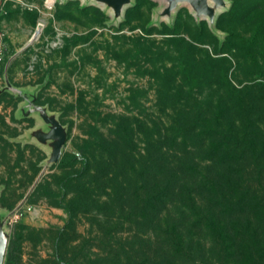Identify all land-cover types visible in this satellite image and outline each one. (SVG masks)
I'll return each instance as SVG.
<instances>
[{"label":"rangeland","instance_id":"1","mask_svg":"<svg viewBox=\"0 0 264 264\" xmlns=\"http://www.w3.org/2000/svg\"><path fill=\"white\" fill-rule=\"evenodd\" d=\"M179 5L166 18L165 1L132 0L115 19L92 0H0V91L8 81L22 93L0 94V214L20 209L6 229L14 264H155L156 253L173 264H264V0H226L213 25ZM188 55H208L216 78L192 105L213 108L230 93V216L214 220L224 239L206 221L184 224V252L167 254L156 232L170 208L153 195L170 109L185 102L163 98L161 83ZM33 97L66 129L62 156L82 152L87 170L46 165L49 148L30 138L43 124L21 113Z\"/></svg>","mask_w":264,"mask_h":264},{"label":"trees","instance_id":"2","mask_svg":"<svg viewBox=\"0 0 264 264\" xmlns=\"http://www.w3.org/2000/svg\"><path fill=\"white\" fill-rule=\"evenodd\" d=\"M133 39H136L137 45L145 46L156 55L168 54V51L163 52V48H159L155 41L142 37ZM187 54L189 52L185 50L182 56ZM190 56L188 55L187 59L185 57L184 62H179L181 73L177 72L167 77L168 81L161 83L164 89H167L163 93V98L185 102L178 108L170 109L175 118L172 120L173 125L166 147L168 151L164 165L165 180L162 188L159 191L156 189L153 195L155 208L163 201L170 208L169 225L161 234L156 232V247L167 254L172 251L177 254L184 252L181 250L184 244L182 227L184 224L185 230L188 228L200 230L201 223L206 221L207 227L214 234L221 231L218 234L224 239L222 235L226 231L225 228H216L214 220L220 216V221H223V216H230V129L223 128L230 126V93L227 91L226 99H219L218 105L213 108L204 104L192 105L193 102L204 100V90L212 91L211 86L216 78L208 71L211 61L208 55L200 61ZM204 64L206 67H201ZM161 66L164 68L165 65ZM227 87L230 90V85ZM184 88H187L185 92L182 91ZM178 89H181V92ZM206 100L211 102L210 98ZM92 136L94 145L101 149L105 141L101 137H95L96 135ZM78 163H81L85 171L89 166V158L81 152L78 155H64L59 161V165L64 167ZM153 167L158 169L159 165L153 164ZM158 175V171L153 172L154 179H157ZM202 203H206L205 209L202 208ZM191 219L198 225L189 223ZM163 255L166 254L156 253L154 263L173 264ZM4 264H14L10 244L7 247Z\"/></svg>","mask_w":264,"mask_h":264},{"label":"water","instance_id":"3","mask_svg":"<svg viewBox=\"0 0 264 264\" xmlns=\"http://www.w3.org/2000/svg\"><path fill=\"white\" fill-rule=\"evenodd\" d=\"M94 3L107 7L111 10L112 16L118 19L122 16L124 10L131 4L132 0H92ZM167 3L160 13V17H171L172 13L178 8L179 4H186L195 18L199 20H207L210 25H213L216 16L226 7L225 0H163ZM221 8L218 12L216 9ZM39 33L36 31L35 35ZM2 92H15L16 96H21L20 90H17L6 81V86ZM34 97L27 101V109H22L23 117H29L32 114H37L43 126L33 130L30 133V138L35 139L39 144L49 148L50 152L46 159V165L52 166L58 164L61 157L64 145L67 139L65 127L59 122L57 117L50 114L45 107L34 105ZM10 213L0 214V264H4L7 245L8 233L6 231L8 218Z\"/></svg>","mask_w":264,"mask_h":264},{"label":"built area","instance_id":"4","mask_svg":"<svg viewBox=\"0 0 264 264\" xmlns=\"http://www.w3.org/2000/svg\"><path fill=\"white\" fill-rule=\"evenodd\" d=\"M27 210L30 211L31 209L28 208ZM19 212H20V209H17L16 211H14V214L11 213L9 215L8 222L7 223L10 224V223L13 222L14 219H17L18 218V215L20 214Z\"/></svg>","mask_w":264,"mask_h":264},{"label":"bare ground","instance_id":"5","mask_svg":"<svg viewBox=\"0 0 264 264\" xmlns=\"http://www.w3.org/2000/svg\"><path fill=\"white\" fill-rule=\"evenodd\" d=\"M226 1V0H225ZM180 6V5H179ZM219 10H221V8H218V9H216V11L218 12Z\"/></svg>","mask_w":264,"mask_h":264}]
</instances>
